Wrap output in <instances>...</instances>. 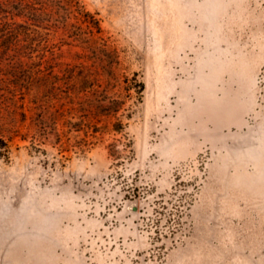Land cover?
I'll use <instances>...</instances> for the list:
<instances>
[{
	"label": "rangeland",
	"instance_id": "rangeland-1",
	"mask_svg": "<svg viewBox=\"0 0 264 264\" xmlns=\"http://www.w3.org/2000/svg\"><path fill=\"white\" fill-rule=\"evenodd\" d=\"M0 139V264H264V0H0Z\"/></svg>",
	"mask_w": 264,
	"mask_h": 264
},
{
	"label": "trees",
	"instance_id": "trees-1",
	"mask_svg": "<svg viewBox=\"0 0 264 264\" xmlns=\"http://www.w3.org/2000/svg\"><path fill=\"white\" fill-rule=\"evenodd\" d=\"M143 86H141L142 88ZM117 111V110H116ZM8 152V144L4 139H0V156L4 155V153Z\"/></svg>",
	"mask_w": 264,
	"mask_h": 264
}]
</instances>
